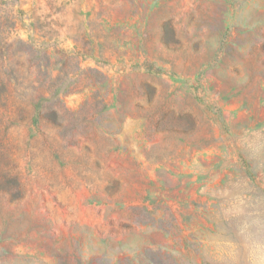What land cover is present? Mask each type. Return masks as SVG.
<instances>
[{
  "label": "rangeland",
  "instance_id": "rangeland-1",
  "mask_svg": "<svg viewBox=\"0 0 264 264\" xmlns=\"http://www.w3.org/2000/svg\"><path fill=\"white\" fill-rule=\"evenodd\" d=\"M0 89V264L264 244V0H0Z\"/></svg>",
  "mask_w": 264,
  "mask_h": 264
},
{
  "label": "clouds",
  "instance_id": "clouds-1",
  "mask_svg": "<svg viewBox=\"0 0 264 264\" xmlns=\"http://www.w3.org/2000/svg\"><path fill=\"white\" fill-rule=\"evenodd\" d=\"M250 247V264H264V244L253 243Z\"/></svg>",
  "mask_w": 264,
  "mask_h": 264
},
{
  "label": "trees",
  "instance_id": "trees-1",
  "mask_svg": "<svg viewBox=\"0 0 264 264\" xmlns=\"http://www.w3.org/2000/svg\"><path fill=\"white\" fill-rule=\"evenodd\" d=\"M2 92H3V89H0V95H1Z\"/></svg>",
  "mask_w": 264,
  "mask_h": 264
}]
</instances>
